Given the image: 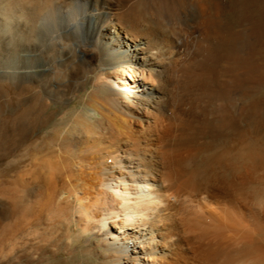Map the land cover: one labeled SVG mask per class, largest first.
I'll return each instance as SVG.
<instances>
[{"label": "bare ground", "instance_id": "1", "mask_svg": "<svg viewBox=\"0 0 264 264\" xmlns=\"http://www.w3.org/2000/svg\"><path fill=\"white\" fill-rule=\"evenodd\" d=\"M229 3L0 0L15 250L73 210L102 264H264V20Z\"/></svg>", "mask_w": 264, "mask_h": 264}, {"label": "rangeland", "instance_id": "2", "mask_svg": "<svg viewBox=\"0 0 264 264\" xmlns=\"http://www.w3.org/2000/svg\"><path fill=\"white\" fill-rule=\"evenodd\" d=\"M228 2H231L229 3L232 8L231 15L233 14L232 16L234 18L241 19L246 16H251L264 20V0H228ZM9 100L10 91L6 87L0 103L4 102L8 104ZM80 108L81 105L76 101L68 110L64 108H52L40 112L38 117H34L29 121L31 130L27 132V135H29L28 138L32 140L41 139L46 132L57 126L59 118L65 111H67L65 119L69 120ZM4 110L6 111L3 117L4 128L8 136H10L12 125L8 113L9 108L6 106ZM3 143V145L0 144V156L2 155L0 157V188L3 187V184L9 186V181L13 175L11 174V162L13 160V153L16 150V146L12 140L8 139ZM23 147L25 146L20 148V152L23 151ZM261 149L264 151V141ZM263 171L261 170L259 172ZM256 196L255 201L258 202L260 198H264V192L257 193ZM70 212L69 215L72 217L73 210ZM70 218H68L67 223H64V226L60 229L59 232L61 233L58 232V235L56 234L58 237L56 236L57 238L54 240L58 243L55 241L52 244L50 243L51 245L47 244L45 248H42L39 240H35L34 238L27 240L23 238L15 250L12 241L11 206L7 200L1 199L0 197V264H102V255L100 249L96 246V239L90 233L84 234L80 226L75 223V219H72L73 217Z\"/></svg>", "mask_w": 264, "mask_h": 264}, {"label": "clouds", "instance_id": "3", "mask_svg": "<svg viewBox=\"0 0 264 264\" xmlns=\"http://www.w3.org/2000/svg\"><path fill=\"white\" fill-rule=\"evenodd\" d=\"M30 42H31V43H37L38 40H37L36 38L33 37V38L30 39Z\"/></svg>", "mask_w": 264, "mask_h": 264}]
</instances>
